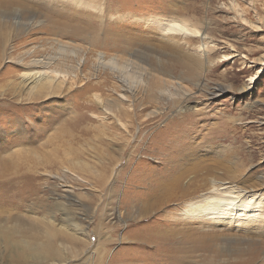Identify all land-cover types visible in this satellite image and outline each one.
I'll return each instance as SVG.
<instances>
[{
  "label": "rangeland",
  "instance_id": "rangeland-1",
  "mask_svg": "<svg viewBox=\"0 0 264 264\" xmlns=\"http://www.w3.org/2000/svg\"><path fill=\"white\" fill-rule=\"evenodd\" d=\"M40 60L62 75L30 93ZM2 159L0 218L51 225L64 264H264V232L184 214L264 203V0H0Z\"/></svg>",
  "mask_w": 264,
  "mask_h": 264
},
{
  "label": "bare ground",
  "instance_id": "bare-ground-1",
  "mask_svg": "<svg viewBox=\"0 0 264 264\" xmlns=\"http://www.w3.org/2000/svg\"><path fill=\"white\" fill-rule=\"evenodd\" d=\"M165 30L167 31V33L179 31L187 35H199L200 33L197 29H191L186 24H181L178 21H171V23L168 25V29L165 28ZM224 58L225 60L231 59L230 57ZM206 62L207 63L204 65L203 62L199 61L196 64L194 63L192 66L194 68L204 67L205 69L206 66L209 65L208 61ZM61 75L62 73L50 71L48 69V63H43L40 60L36 62L30 72L25 75V85L27 86V88L30 86V93L35 92V89L37 88L40 91L49 89L51 87H55L56 89L58 87L54 83V80L60 77ZM244 90L247 91L248 88ZM0 162L2 163L1 168L3 170H7L9 168V164H12L7 163L8 161L4 159L0 160ZM8 172L10 173V171H7L5 173ZM5 173L4 171H0V175H3ZM4 176L7 177V175ZM1 177L2 176H0V179ZM250 192L254 193V190H251ZM247 194H249V192L247 191L234 190L224 194L220 199L217 198L216 203L222 202L224 203V207H226L222 212L215 211L216 209H212L211 211H208L206 209V207L215 203V198H213L211 194L209 196H207L206 194L194 204L187 205L185 207L186 209L184 210V214H195L196 217L200 219V222L203 223V226H205L206 228L211 226L215 221H218V225L224 227L226 226L225 224H227L229 228L233 227L250 231L255 230L256 232L263 233L264 203L263 201L257 202V199L255 197H258V195L256 193H254L253 195H249L248 197L246 196ZM50 226L51 225H48L46 223L44 224L41 221L37 222L35 220L24 222L14 218H0V248H2L0 256L3 255L2 253L7 252V255H5L7 264H64L65 262L67 263L68 258L64 256V253L66 252L65 250H68L69 248L67 249V246L64 245V248L60 249V246L63 245L64 241L60 242L59 246H56V239L53 236L57 234V230L51 228L52 226ZM73 231L75 236L72 235L71 240H79L80 242H82L81 238L82 236L85 237V235L86 237H89V239L91 238V236H89V233L84 234L85 230L80 229L79 227H75ZM75 232H77L78 234L81 233V237L77 236ZM26 237L32 240V242H29V240L27 241ZM67 237L70 238V236ZM157 237L160 238L158 235ZM43 239H46V241H42ZM68 243L73 244L74 242L70 243L69 241ZM161 243L168 246L172 245L170 238L166 236H164L163 239L161 237ZM94 252L95 251L92 252L89 250L85 253L83 251V255L90 256V258L92 257L93 259L94 255H96L94 254ZM8 258H10V262L8 261Z\"/></svg>",
  "mask_w": 264,
  "mask_h": 264
}]
</instances>
